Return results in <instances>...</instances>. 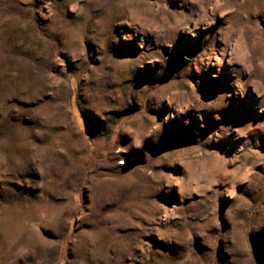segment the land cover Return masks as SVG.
I'll use <instances>...</instances> for the list:
<instances>
[{
  "label": "rangeland",
  "instance_id": "rangeland-1",
  "mask_svg": "<svg viewBox=\"0 0 264 264\" xmlns=\"http://www.w3.org/2000/svg\"><path fill=\"white\" fill-rule=\"evenodd\" d=\"M0 264H264V0H0Z\"/></svg>",
  "mask_w": 264,
  "mask_h": 264
}]
</instances>
